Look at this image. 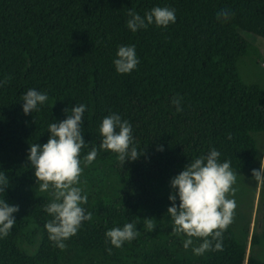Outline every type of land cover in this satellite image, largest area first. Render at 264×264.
I'll list each match as a JSON object with an SVG mask.
<instances>
[{
  "label": "trees",
  "instance_id": "1",
  "mask_svg": "<svg viewBox=\"0 0 264 264\" xmlns=\"http://www.w3.org/2000/svg\"><path fill=\"white\" fill-rule=\"evenodd\" d=\"M157 6L174 9L176 22L136 32L126 26L130 9L143 17ZM222 9L231 10L227 22L217 19ZM242 33L264 39V0H0V82L11 77L0 87V171L7 176L0 200L19 207L14 227L0 237V264H264L248 250L258 235L239 243L232 224L223 251L196 255L202 238L195 237L185 250L188 237L173 232L168 214L171 179L213 148L232 170H257L264 90L238 71L240 58L259 54ZM131 45L139 63L120 74L116 53ZM29 89L48 100L26 115L21 97ZM174 98H182V112ZM77 104L87 105L79 187L92 219L61 250L45 228L51 191L39 190L28 155ZM111 113L131 124L136 160L123 163L100 147L99 128ZM93 147L97 156L85 164ZM126 223L139 235L116 248L105 233Z\"/></svg>",
  "mask_w": 264,
  "mask_h": 264
},
{
  "label": "clouds",
  "instance_id": "2",
  "mask_svg": "<svg viewBox=\"0 0 264 264\" xmlns=\"http://www.w3.org/2000/svg\"><path fill=\"white\" fill-rule=\"evenodd\" d=\"M130 17L126 26L133 32L147 28L155 23L157 27H167L176 22L174 9L168 7H154L142 17L134 9L128 12ZM231 10L222 9L217 13V19L227 22ZM114 60L116 71L120 74L131 73L138 65L135 45L119 46ZM11 77L0 82V87L10 81ZM24 101L23 111L27 115L37 110L38 104L48 100L46 93L29 89L21 97ZM182 98H174L173 103L178 112H182ZM87 105L77 104L71 109L68 118L59 123H51V133L47 143H31L28 160L34 168L37 184L41 192L51 191L53 199L44 205V210L52 217L45 224L49 239L55 247L61 250L66 248L64 241L77 234L85 220L92 219V213L87 212L81 205L88 202L87 194H82L79 187L81 167L80 153L85 146L81 131L83 115ZM67 111V110H66ZM102 142L100 147L117 153L118 160H136L140 152L131 147L132 126L116 113L106 116L99 128ZM229 133L228 139H231ZM158 150H163L162 147ZM97 156L95 147L83 157V162L90 165ZM220 153L211 149L207 156H201L191 161L189 165L170 181L173 189L169 196L172 206L168 209L172 221L173 232L186 234L185 250L193 245V237L202 238L199 246L193 247L196 255H202L206 250L223 251V233L233 222L236 202L229 199L228 194L235 195L236 173L231 169V162H219ZM264 160H261L260 170L253 169L252 176L259 183L264 182ZM7 187V176L0 171V192ZM177 196L179 205H177ZM19 211L18 206H11L5 200H0V237H6L14 227L16 220L14 213ZM145 227L154 230L156 225L153 219L145 218ZM139 235L134 223H126L122 228L115 227L106 231V240L111 245L120 248L128 241ZM210 237V239H209ZM213 241H216L213 248ZM111 254V248L108 249Z\"/></svg>",
  "mask_w": 264,
  "mask_h": 264
},
{
  "label": "rangeland",
  "instance_id": "3",
  "mask_svg": "<svg viewBox=\"0 0 264 264\" xmlns=\"http://www.w3.org/2000/svg\"><path fill=\"white\" fill-rule=\"evenodd\" d=\"M242 35L247 42L258 49L259 54L240 58L238 71L246 84L258 86L264 90V39L247 33ZM255 138L260 150V159L257 164V170H260L261 160H264V135H258ZM232 171L237 174L236 183L233 185L236 192L234 196L229 193L228 198L236 202L231 223L235 237L239 243L246 244L254 233L258 235L260 243L252 249L249 243L248 250L254 257L264 262V182L256 181L252 172Z\"/></svg>",
  "mask_w": 264,
  "mask_h": 264
}]
</instances>
